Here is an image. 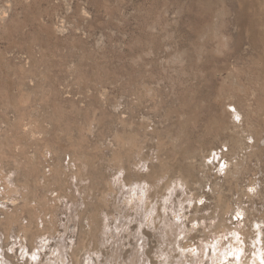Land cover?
I'll return each mask as SVG.
<instances>
[{"label": "rangeland", "instance_id": "374dc122", "mask_svg": "<svg viewBox=\"0 0 264 264\" xmlns=\"http://www.w3.org/2000/svg\"><path fill=\"white\" fill-rule=\"evenodd\" d=\"M259 1L0 0V264H264Z\"/></svg>", "mask_w": 264, "mask_h": 264}, {"label": "bare ground", "instance_id": "6f19581e", "mask_svg": "<svg viewBox=\"0 0 264 264\" xmlns=\"http://www.w3.org/2000/svg\"><path fill=\"white\" fill-rule=\"evenodd\" d=\"M245 1V0H244ZM251 5V7H253V8H255V7H260V1L259 0H252V3L250 4ZM252 9V8H251ZM257 9V8H256ZM255 12V11H254ZM261 13V12H260ZM259 13H254V16H249V15H251V14H248L247 13V11H246V7H245V4H244V2H243V0L241 1L240 0V6H239V12H238V14L236 15V18H235V21H236V23L237 24H239L240 26H242V24H246L247 25V28L245 29V32L247 33V35H248V33L250 34L249 36H250V38H251V40H249V41H252L251 42V45H254V44H252V43H257V41H259L260 42V40H259V34L258 33H256L255 32V30H254V26L257 24V20H256V15H258ZM258 26V25H257ZM260 26V25H259ZM243 27V26H242ZM240 35V34H239ZM247 37V36H246ZM261 39V38H260ZM237 43V42H236ZM255 43V45H257ZM254 45V46H255ZM48 171V170H47ZM13 200V199H12ZM12 204H14V206L16 205L15 203H14V201H12L11 202Z\"/></svg>", "mask_w": 264, "mask_h": 264}]
</instances>
